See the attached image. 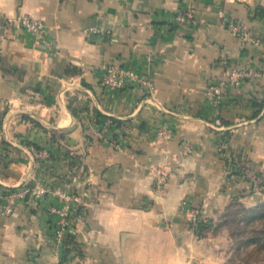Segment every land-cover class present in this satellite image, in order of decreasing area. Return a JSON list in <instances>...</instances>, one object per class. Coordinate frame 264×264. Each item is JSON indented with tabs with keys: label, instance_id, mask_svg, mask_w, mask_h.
I'll use <instances>...</instances> for the list:
<instances>
[{
	"label": "crops",
	"instance_id": "crops-1",
	"mask_svg": "<svg viewBox=\"0 0 264 264\" xmlns=\"http://www.w3.org/2000/svg\"><path fill=\"white\" fill-rule=\"evenodd\" d=\"M104 65L140 81L108 91ZM231 69L246 76L216 105ZM0 134V186L44 190L0 215V264H231L213 227L264 216V0H0Z\"/></svg>",
	"mask_w": 264,
	"mask_h": 264
},
{
	"label": "built area",
	"instance_id": "built-area-1",
	"mask_svg": "<svg viewBox=\"0 0 264 264\" xmlns=\"http://www.w3.org/2000/svg\"><path fill=\"white\" fill-rule=\"evenodd\" d=\"M16 22L20 28H22L36 43L46 44L45 34L47 31V25L41 19L33 18L29 15H22L16 19ZM189 22V16L185 13H178L172 18V23L176 26H184ZM225 28L231 34L241 37L243 40L246 38L245 28L243 22L240 20L229 21L225 23ZM90 32H97V30L91 28ZM102 78L101 85L108 91H115L123 89L125 86L139 82L140 79L133 70L118 67L114 65H104L102 66ZM246 76L245 71H239L236 69H231L227 73V82L220 81L215 85H210L206 88V94L214 100L217 105L219 101L225 96L226 89L229 86H237L240 84L243 77ZM103 128H110L111 121L106 120L103 124ZM164 136V138H166ZM1 142V134H0ZM237 173L242 172L243 169L239 170L240 167L233 166L232 169ZM165 181L164 175L159 174L154 177L155 187H159L162 182ZM44 190L42 188L32 190L27 186H19L16 188H5L0 186V215L9 216L13 213L14 208L18 202L23 201L27 196L31 195L35 198H39L43 194ZM58 221L54 228V238L58 245L64 244L65 240L69 235V225L74 220V209L68 204L64 206L63 209L58 210Z\"/></svg>",
	"mask_w": 264,
	"mask_h": 264
},
{
	"label": "rangeland",
	"instance_id": "rangeland-1",
	"mask_svg": "<svg viewBox=\"0 0 264 264\" xmlns=\"http://www.w3.org/2000/svg\"><path fill=\"white\" fill-rule=\"evenodd\" d=\"M240 219L241 215L233 211L213 227L215 231H229L234 249L230 263H264V216L257 222L245 220L243 224Z\"/></svg>",
	"mask_w": 264,
	"mask_h": 264
},
{
	"label": "trees",
	"instance_id": "trees-1",
	"mask_svg": "<svg viewBox=\"0 0 264 264\" xmlns=\"http://www.w3.org/2000/svg\"><path fill=\"white\" fill-rule=\"evenodd\" d=\"M114 122V121H113ZM3 147H4V144H3V142L1 141L0 142V154H1V152H2V149H3ZM3 163V161L1 162V155H0V164H2ZM238 174H239V172H237ZM73 241L71 240V238H70V235H68V237H67V241L66 242H64V244H65V248H64V253H66V255H68V254H70L74 249H75V246H73Z\"/></svg>",
	"mask_w": 264,
	"mask_h": 264
}]
</instances>
